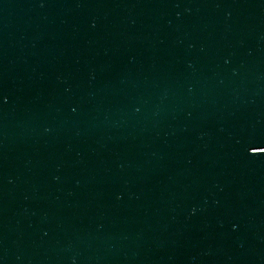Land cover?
<instances>
[{"label": "water", "instance_id": "1", "mask_svg": "<svg viewBox=\"0 0 264 264\" xmlns=\"http://www.w3.org/2000/svg\"><path fill=\"white\" fill-rule=\"evenodd\" d=\"M0 264H49L22 188L1 140Z\"/></svg>", "mask_w": 264, "mask_h": 264}]
</instances>
